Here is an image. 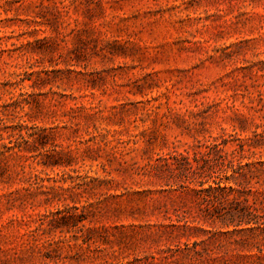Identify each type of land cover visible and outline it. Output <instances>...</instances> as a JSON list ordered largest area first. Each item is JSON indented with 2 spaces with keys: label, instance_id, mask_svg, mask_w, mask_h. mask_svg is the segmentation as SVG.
<instances>
[{
  "label": "rangeland",
  "instance_id": "obj_1",
  "mask_svg": "<svg viewBox=\"0 0 264 264\" xmlns=\"http://www.w3.org/2000/svg\"><path fill=\"white\" fill-rule=\"evenodd\" d=\"M3 105L61 154L0 146V264H208L184 255L203 240L212 264H261L264 183L255 230H184L195 195L142 166L264 135V0H0Z\"/></svg>",
  "mask_w": 264,
  "mask_h": 264
},
{
  "label": "trees",
  "instance_id": "obj_2",
  "mask_svg": "<svg viewBox=\"0 0 264 264\" xmlns=\"http://www.w3.org/2000/svg\"><path fill=\"white\" fill-rule=\"evenodd\" d=\"M45 76V78L37 77V81L47 79L48 74ZM9 106L11 105L0 107V128L6 134V138L0 134V140H8L7 143L0 144L1 149L5 153L13 152L14 155L23 157L33 152L38 153L50 144L52 154L43 156L41 164L44 167L59 165L58 161H54V157L61 154L54 149V130L31 128L27 125L6 126V121H9L6 110ZM75 114L74 109L67 112L72 119L75 118ZM12 139H20L21 143ZM263 145L264 135L258 133L248 139L239 138L236 133L227 137L219 136L211 142L187 146L182 152L174 151L172 154H166L154 163L148 159L142 169L144 172L152 173L159 172L163 168L165 187H175L174 191L188 190L195 195L198 201L195 213L184 211L179 215L176 214V223H182V229L201 230L199 227L190 226L193 222H200L219 223L222 227L245 225V230L253 231L256 227L252 226L260 224L259 208L256 206L260 191L254 186H261L264 183V160L250 159L256 155L254 149ZM206 183L208 186L203 188ZM206 243L207 241L203 240L193 241L191 246L185 244V257H190L189 260L195 262L205 259L208 264H212L213 251L203 246L207 245ZM262 251L264 249L260 247L258 252L262 253ZM165 259L168 260L169 257ZM257 259L264 264V256Z\"/></svg>",
  "mask_w": 264,
  "mask_h": 264
}]
</instances>
